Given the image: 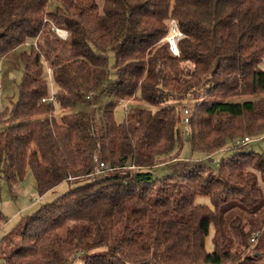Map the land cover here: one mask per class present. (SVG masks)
Returning <instances> with one entry per match:
<instances>
[{
  "label": "trees",
  "instance_id": "16d2710c",
  "mask_svg": "<svg viewBox=\"0 0 264 264\" xmlns=\"http://www.w3.org/2000/svg\"><path fill=\"white\" fill-rule=\"evenodd\" d=\"M172 19L179 55L165 41ZM25 44L17 98L0 115V198L3 181L13 189L28 172L40 196L69 188L0 238L5 264L255 263L252 229L234 217V245L223 218L264 205V147L170 163L186 144L203 156L264 135V0H0V59ZM118 103L135 109L122 122Z\"/></svg>",
  "mask_w": 264,
  "mask_h": 264
},
{
  "label": "rangeland",
  "instance_id": "374dc122",
  "mask_svg": "<svg viewBox=\"0 0 264 264\" xmlns=\"http://www.w3.org/2000/svg\"><path fill=\"white\" fill-rule=\"evenodd\" d=\"M100 5H102L103 0H98ZM58 4L52 2L50 8L53 10ZM29 44L21 45L18 48L14 49L9 54L5 55L0 59V82H2L3 87L0 89V115L4 112L7 107H11V99H16L18 95V85L22 80L25 66L22 61L21 54L24 51H29ZM100 103V102H99ZM96 100L92 99L91 104L87 107L98 105ZM132 104V103H131ZM133 104L140 105V102H133ZM142 106V105H141ZM146 106V104L144 105ZM134 108L128 109L124 107L123 103H118L115 107L114 113L118 122H122L128 116V112H134ZM6 127V124L0 121V130H3ZM251 135V134H248ZM252 138H257L258 136L251 135ZM264 147V135L259 136L255 141L248 143L246 145L237 146L231 143L228 147L224 148L222 151L213 155L212 160L220 161L222 158H227L236 152L243 150H255L261 151ZM182 157L177 161H174L170 164L174 168L181 167L189 160L205 159V155H192L190 152L189 144H186ZM208 160V159H207ZM212 160H208L210 163ZM163 167V166H161ZM159 167V168H161ZM214 169L216 166H213ZM173 168V169H174ZM167 166H164L162 169H159L157 172L158 176L167 175L170 172ZM259 184L264 188L263 180L259 179ZM69 188V182L65 181L57 185L55 188L46 192L43 196H40L36 190L35 179L33 175L28 172L26 177L19 181L16 186L11 189L5 181L1 183V198H0V213H3L4 219L6 221L0 227V238L5 234L14 233L16 225L19 223L21 217L31 214L35 211L40 204L44 202L52 201L57 196L63 194ZM197 202L210 205L208 197H198ZM241 218L249 229L251 230V237L253 232L258 231L264 225V214L260 211L259 213H250L247 211H239L236 213H229L228 217L223 218V229L224 232L230 237L234 245L238 244L237 234L232 228L230 221L234 217ZM253 222V223H252ZM214 228H210V232L206 238V246L208 250H213V237ZM250 244L248 254L255 257L257 260L254 264H264V236H256L255 242ZM77 264V263H76Z\"/></svg>",
  "mask_w": 264,
  "mask_h": 264
},
{
  "label": "built area",
  "instance_id": "2783aa9c",
  "mask_svg": "<svg viewBox=\"0 0 264 264\" xmlns=\"http://www.w3.org/2000/svg\"><path fill=\"white\" fill-rule=\"evenodd\" d=\"M54 30L56 32V34L61 37L62 39H67L69 32L65 29H61L58 27H54ZM184 37V33H182V31L179 29V26L176 22V20L172 19L169 25V30L168 33L165 37V41L168 42L169 44V48L170 50L175 54V55H179V42L180 40ZM48 72L50 73V69H48ZM3 87L2 82H0V89ZM47 99L49 100H54V95L53 93L50 94L49 98H43L42 101H46ZM189 108H183L182 109V117H183V122L181 125V134L183 136H187L190 132V124H189ZM255 139L257 138H252L251 135H246L245 137L241 138V139H237L235 141V144L237 146H242V145H246L248 143L253 142ZM213 155L212 153L207 154L206 158L208 160H212L213 159ZM212 163L216 162V160H212ZM103 168H105V164L104 163H100L99 166L96 168L95 170V174L99 175L102 173ZM259 234V231H255L252 234L251 237V241L255 242L256 240V236ZM0 264H5L1 258H0Z\"/></svg>",
  "mask_w": 264,
  "mask_h": 264
},
{
  "label": "crops",
  "instance_id": "0c3cea01",
  "mask_svg": "<svg viewBox=\"0 0 264 264\" xmlns=\"http://www.w3.org/2000/svg\"><path fill=\"white\" fill-rule=\"evenodd\" d=\"M239 211H244L242 208L240 207H235L234 210H232L230 213H236V212H239ZM262 212L264 214V205L262 206V208L256 212V213H259V212ZM255 213V212H254ZM264 221V220H263ZM253 223V222H252Z\"/></svg>",
  "mask_w": 264,
  "mask_h": 264
}]
</instances>
